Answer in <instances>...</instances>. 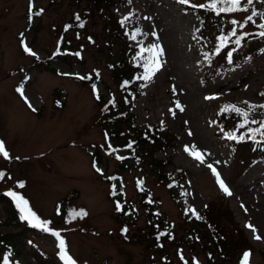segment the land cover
I'll list each match as a JSON object with an SVG mask.
<instances>
[{
  "label": "rangeland",
  "instance_id": "374dc122",
  "mask_svg": "<svg viewBox=\"0 0 264 264\" xmlns=\"http://www.w3.org/2000/svg\"><path fill=\"white\" fill-rule=\"evenodd\" d=\"M73 1L31 0L30 10V0H0V141L8 153L0 152V193L12 194L19 210L36 223L8 221L7 206L0 202V236L10 242L0 246V264H185L186 259L210 264L205 249L210 242L185 230L186 215L207 202L221 212L227 207L219 219L226 233L239 234L233 219L252 244L243 264H264V160L233 153L219 123L223 107L264 105V46L259 51L255 40L264 32V0H239L238 10L219 15L206 0H130L111 9L118 16L133 8L141 14L145 36L138 41L146 61L137 74L142 91L132 110L137 125L157 123L177 135L166 152L186 175L184 184L168 188L158 176L144 174V184L173 225L172 238L161 247L149 233L137 195L141 170L123 173L126 198L138 207L123 223L110 195L114 180L105 179L114 157L104 152L103 160L93 162L94 147L108 142L98 95L119 90L107 63L103 19L88 20L87 31L95 28L96 40L81 37V59L53 58ZM197 3L204 5L203 20L193 7ZM231 43L238 47L232 63L224 61ZM95 71L94 84L81 79ZM9 244L15 254H5ZM236 251L229 264L237 263Z\"/></svg>",
  "mask_w": 264,
  "mask_h": 264
},
{
  "label": "trees",
  "instance_id": "16d2710c",
  "mask_svg": "<svg viewBox=\"0 0 264 264\" xmlns=\"http://www.w3.org/2000/svg\"><path fill=\"white\" fill-rule=\"evenodd\" d=\"M130 0H74L73 8L70 12L69 19L63 24L60 34L58 36L57 50L54 51L53 58L58 61H68L71 55L81 59V47L83 42L81 37H86L88 41L95 42L96 31L91 28L87 31V22L93 15L103 19V43L107 47V63L112 71V78L117 82V92L114 94L111 89L103 94L98 95L100 102L99 122L101 123L103 132H105V142L101 147H94L91 153L93 155V162L99 163L104 159L105 153L109 152L114 157V169L107 174L105 179L108 181L114 180L113 187L110 189V195L113 200L118 201L120 208L117 209L119 217H125L123 223L126 222L128 216L135 217L138 207L134 200L126 198L122 182L124 181V172L130 170H141V178L137 177L135 180L137 195H139L140 205L144 208V216L146 218L147 226H149V233L151 237L155 238L157 245L160 247L164 241L172 238L173 225L166 215H163L158 205V198L150 193V189L144 184V174L152 173L158 176L168 188H173L184 184L185 171L179 166H173L171 156L166 152L175 145L177 135L164 129L157 123H149L142 127L136 124L135 114L133 113L134 100L142 91L139 86L138 72L144 67L145 56L144 52L140 50V42L145 34H141L140 29L142 25L141 14L137 9L131 10L128 15L118 16L112 12V7L115 5L121 6L127 4ZM209 2V10L217 14L219 8L225 7L224 3L219 0L213 5L211 0ZM186 4V3H185ZM200 3H197L199 5ZM195 12L199 13L203 20L204 7H196ZM231 6V5H228ZM227 12V11H223ZM197 13V14H198ZM219 14H221L219 12ZM217 14V15H219ZM214 15V14H213ZM79 17V19L77 18ZM215 15L213 16V18ZM206 18V17H205ZM204 18V19H205ZM207 21L209 20L206 19ZM128 25V29L124 27ZM83 25V26H81ZM65 30L70 32L74 39L69 38L70 35L64 33ZM134 35V38H133ZM138 41L136 45L134 41ZM252 41L251 39H248ZM257 42L260 43V49L264 46V36L256 35ZM236 43H231V47L227 48L224 55V61L230 62L235 57ZM252 46L251 44L248 46ZM231 53V57L227 55ZM227 57V58H226ZM230 59V61H228ZM231 63V62H230ZM84 80L90 84L99 78L98 72H85ZM129 82V83H125ZM111 92V93H110ZM261 105L249 104L247 109H241L237 112L236 109H228L223 107L221 109L222 118L220 119V127L223 132L222 137L232 145L233 153L235 151L241 152L243 156L250 154L254 160H264V128H261V122H264V107ZM217 113V112H215ZM246 114V115H244ZM252 121H255L253 123ZM218 123V124H219ZM243 125V126H241ZM260 129L259 131H250ZM232 134L231 138L225 133ZM243 136V139L241 137ZM131 145V146H129ZM118 150H123V154L116 153ZM105 152V153H104ZM172 166L171 170L167 167ZM144 171V173H143ZM188 193L183 192V203L188 201ZM5 202L7 206L8 221L18 222L19 215L14 204L11 203L2 192L0 193V202ZM207 202L206 206L199 208L196 212L186 215V220L189 222L185 227L186 233L192 237H196L201 242L200 238L207 239L210 245L206 246V255L209 258L210 264H229L227 262L230 253L236 251L240 256L245 251H251L253 246L248 242V239L242 233V230L236 228V224L231 219L235 227V231H240L236 236L227 234L225 225L219 222V219L227 212V207L221 208L210 205ZM196 240V242H197ZM8 242L6 238L0 236V246ZM10 243V242H8ZM5 254H15L13 244H9ZM188 259H186L185 264ZM193 262V261H192ZM200 264V260H199ZM235 264V263H232Z\"/></svg>",
  "mask_w": 264,
  "mask_h": 264
},
{
  "label": "snow or ice",
  "instance_id": "6c2138e0",
  "mask_svg": "<svg viewBox=\"0 0 264 264\" xmlns=\"http://www.w3.org/2000/svg\"><path fill=\"white\" fill-rule=\"evenodd\" d=\"M180 2H181V3H185V2H187V0H180ZM211 2H212V4L214 5V4L217 2V0H211ZM219 2H220V3H224L226 6H225V7H222V8H219L218 11H217V14H219V12H223V11H233V10H238L235 6L238 5L239 0H219ZM252 2H253V0H247V3H248V4H251ZM228 5H231V6H228ZM196 7H204V5H197ZM30 10H31V0H30ZM33 14L38 15L39 13L36 12V13H33ZM253 14L255 15V13H253ZM77 18L79 19V17H77ZM247 19H248L249 21H251V20H252V16H248ZM234 23H235V22H234ZM81 26H83V25H81ZM260 27L264 28V24H261ZM260 35H261V36H264V32H261ZM133 38H134V35H133ZM238 42H239V41H237V43H238ZM152 47L155 48V47H157V46H156V45H153ZM25 50H26V51H29L27 48H26ZM33 54H34V53H33ZM158 55H160V56L163 55V49H160V50H159ZM84 78H86V77H81V79H84ZM125 83L127 84V83H129V82H125ZM93 87L95 88V85H93ZM18 91H20V89H18ZM261 95H264V93H262ZM177 106L180 107L179 103L177 104ZM260 107H264V105H261ZM181 110H183V109L181 108ZM236 111H237V112H240L241 110L236 109ZM244 115H246V114H244ZM252 122L255 123V121H252ZM241 126H243V125H241ZM260 127H261V128H264V122H261ZM259 130H260V129H254V130H250V131H259ZM225 135H226V136H229L230 138H231V136H232V134L227 133V132L225 133ZM241 139H243V136L241 137ZM129 146H131V145H129ZM186 150H187V146H186ZM0 152H3L4 155H5L6 157L8 156V153H7L6 151H4V145H3V142H2V141H0ZM197 158H199V156H197ZM209 167L211 168L212 165H209ZM98 171H99V169H98ZM0 175H2V173H0ZM218 180H219V177H218ZM21 186H23V185L21 184ZM220 187H221L226 193H228L229 195H231V193L229 192L228 188L224 186L223 182H220ZM117 208H118V209L120 208L119 203L117 204ZM85 214H86V213H85ZM47 223H49V222H44L45 225H46ZM247 226H248V227H252L251 225H247ZM253 230L255 231V229H253ZM124 231H126V229H124ZM54 234L58 235V233H54ZM255 238H256V239H260L259 236H256ZM63 243H64L63 240H61V241H60L61 248L63 247ZM249 255H250V253L247 252V251L243 254L242 264H243V261H245ZM6 260H7V257H5V261H6Z\"/></svg>",
  "mask_w": 264,
  "mask_h": 264
}]
</instances>
